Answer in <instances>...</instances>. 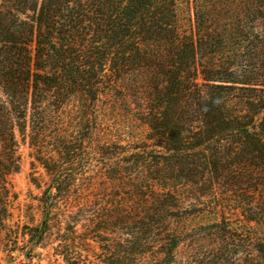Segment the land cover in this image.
Returning <instances> with one entry per match:
<instances>
[{
  "label": "trees",
  "instance_id": "1",
  "mask_svg": "<svg viewBox=\"0 0 264 264\" xmlns=\"http://www.w3.org/2000/svg\"><path fill=\"white\" fill-rule=\"evenodd\" d=\"M17 135L91 264H264V0H0L3 251Z\"/></svg>",
  "mask_w": 264,
  "mask_h": 264
},
{
  "label": "rangeland",
  "instance_id": "2",
  "mask_svg": "<svg viewBox=\"0 0 264 264\" xmlns=\"http://www.w3.org/2000/svg\"><path fill=\"white\" fill-rule=\"evenodd\" d=\"M180 15L183 21L190 15L183 3ZM17 138L19 169L7 176L8 208L11 214L7 223L21 232L24 225H40L44 221L43 234L37 244L26 241L28 234L24 240L19 235L16 246L10 244L11 250L3 251L0 242V264H66L73 260L80 264L86 260L85 264H91L90 261H94L96 254L101 251L97 239L87 236L83 242L77 236V233L84 230L85 222L82 219L73 221L74 218L67 217L68 213L76 210L72 206L73 200L64 204L59 199L46 207L44 200L48 198L45 197L44 190L51 184L52 174L41 163L42 160L38 157L36 148L29 143L28 137L17 135ZM49 192H55V188H51ZM182 215L185 216V212Z\"/></svg>",
  "mask_w": 264,
  "mask_h": 264
}]
</instances>
